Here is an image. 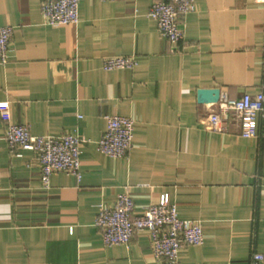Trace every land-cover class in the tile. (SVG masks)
<instances>
[{
    "label": "crops",
    "instance_id": "0c3cea01",
    "mask_svg": "<svg viewBox=\"0 0 264 264\" xmlns=\"http://www.w3.org/2000/svg\"><path fill=\"white\" fill-rule=\"evenodd\" d=\"M42 1L0 0V26L14 28L0 64V264H167L145 231L104 242L97 215L126 190L136 213L167 193L202 222L204 242L180 264H250L264 251V118L253 137L236 121L207 129L198 91L264 92V0H195L176 49L148 15L156 0H80L79 21L59 26L45 23ZM114 55L138 63L105 69ZM111 114L135 121L122 158L98 148ZM9 123L87 139L81 180L58 171L45 187L35 152L10 151Z\"/></svg>",
    "mask_w": 264,
    "mask_h": 264
},
{
    "label": "built area",
    "instance_id": "2783aa9c",
    "mask_svg": "<svg viewBox=\"0 0 264 264\" xmlns=\"http://www.w3.org/2000/svg\"><path fill=\"white\" fill-rule=\"evenodd\" d=\"M195 0H156L148 15L155 20L160 34L177 48L185 38L182 18L195 10ZM80 0H43L41 12L45 23L53 26L77 23L80 18ZM14 28L0 26V64L9 60ZM138 63L135 56L114 55L104 59V68H132ZM203 123L207 129L226 132L236 121L244 137L258 134L257 121L264 118V92H245L232 97L227 91L218 101L210 102ZM8 106L7 101L0 107ZM107 128L98 141V148L109 156L125 157L133 147L135 121L120 114L107 115ZM5 140L10 151L22 155V150L35 152L41 169V180L48 187L52 175L58 171L82 178L81 154L87 139L66 131L62 135H37L22 123H9ZM96 225L102 230L106 245L128 244L137 232L145 231L157 259L167 264H180L181 251L187 245L204 242V226L198 219L183 218L178 206L167 193L151 203L141 213L135 212V201L129 190L121 193L112 206L101 207ZM250 264H264V251L253 252Z\"/></svg>",
    "mask_w": 264,
    "mask_h": 264
},
{
    "label": "water",
    "instance_id": "95a60500",
    "mask_svg": "<svg viewBox=\"0 0 264 264\" xmlns=\"http://www.w3.org/2000/svg\"><path fill=\"white\" fill-rule=\"evenodd\" d=\"M221 94V89L212 87V88H200L198 91V99L200 102H216L218 101Z\"/></svg>",
    "mask_w": 264,
    "mask_h": 264
}]
</instances>
